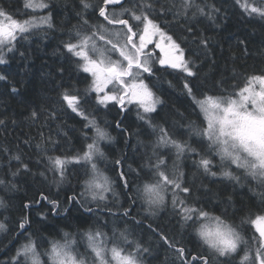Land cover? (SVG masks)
<instances>
[{
	"label": "snow or ice",
	"instance_id": "1",
	"mask_svg": "<svg viewBox=\"0 0 264 264\" xmlns=\"http://www.w3.org/2000/svg\"><path fill=\"white\" fill-rule=\"evenodd\" d=\"M234 3L242 9V15L247 14L251 19L258 15L264 20V0L260 6L250 4L248 0H234ZM23 7L43 14L31 15L21 21L0 6V18H3L0 20V66H8L17 56L27 59V50L21 51L17 47L20 40H29L37 33H43L39 39L46 40L49 31H59L62 39L58 47L72 71L66 72L64 66L59 67V82L50 81L55 96L46 97L26 113L32 125H39L36 136L23 140L16 138L14 151L12 148L0 149L6 161L0 167L8 169L5 178L0 179V185L9 191L15 190L16 178L39 175L45 183L60 187L70 183L68 165L79 166L85 177L81 192L66 197L62 205L59 199H50L48 194L40 191L39 199L25 203L23 208L47 201L51 207L47 213H40L43 224L49 215L67 220L73 207L79 206L83 209L85 222L94 221L95 227L82 233L63 232L61 242L49 240L43 234L37 237L35 232L29 231L32 222L22 216L17 222L18 231L13 235L26 242L16 248L14 254H10L11 248L0 254L6 257L0 259V264H147L146 257L152 254L150 242L146 246L143 240L128 239L129 220L132 231L143 225V220L136 218L139 213L133 215L138 201L147 205L143 210L149 216L163 212L182 230L178 240L161 232L159 224L147 226L174 251L180 264H264V70L250 76L245 86L237 84L238 91H228L224 87L227 81L222 79L219 84H214L219 95L199 93L203 98H198L197 85L193 82L200 78L196 60L201 55L207 59L209 50L214 47L211 38L199 31L197 25L205 20L215 23L219 19L221 9L216 7L215 0L211 4L207 0H178L172 5L162 0H96L95 3L91 0H24ZM117 8L119 11L115 10ZM64 13L67 18L57 22ZM93 17L97 21L102 18V22L90 23ZM161 18L174 24L183 39L181 35L174 39L163 31L157 22ZM72 20L76 24H72ZM156 37L166 43L157 42ZM189 41L195 48L186 52ZM240 43L246 42L241 40ZM150 45L158 48L159 54L150 49ZM189 53L195 59H188ZM212 63L215 65L216 62L213 60ZM168 69L186 74L181 87L188 106L183 112L174 110L172 118L177 123L184 122L180 127L187 132V140L173 139L167 127L154 123L159 117L168 124L169 117L160 115L165 102L156 94L157 91L163 93V84L153 83ZM72 81L77 84L87 82L82 94ZM0 82L9 85V95L19 93L4 70H0ZM93 104L95 112H90L89 107ZM109 105L117 108L120 116L132 111L130 105L137 109L136 118L142 122L143 133L130 131L123 118L114 120V127L119 129L126 145L133 135L152 136L159 132L154 141L146 143L138 139L135 146L128 145L133 152L144 149L141 162L136 168L129 165L127 172L121 169L116 182L99 168V164L108 159L100 142L108 141L104 147H110L115 137L99 125L95 113L101 107L110 111ZM201 114V125L206 122L203 127L191 119L192 115L199 118ZM64 117L82 118L80 138L85 142L86 150L82 146L75 154L73 149L62 151L71 140L69 131H75H65L66 125H57L53 129L52 125ZM10 123L16 124L15 119L0 118V129L6 132ZM44 129H48L47 134ZM93 130L94 135L90 136ZM173 149L174 159L169 155ZM28 150L37 155L35 167L43 166V171L32 172L33 161ZM54 152H61V155H49ZM189 155L195 169L191 179L179 171L177 163ZM126 159L125 156L123 160ZM169 159H172L171 169ZM123 160L117 159L115 164L122 166ZM13 162L15 170H12ZM237 170L242 172L237 174ZM49 172L51 181L48 180ZM130 174H134V179L140 183L133 184L129 180ZM209 177L213 178L211 185H224L225 179L230 181L232 192L228 191V185L221 189L209 186L205 182ZM217 177L224 179L217 180ZM253 181L255 186L250 191L259 201L260 214L252 218L249 213L245 218L243 207H233V195L237 186L243 187ZM117 187L119 191H116ZM121 196L129 206L120 204L122 212H115L113 209ZM4 207V200L0 198V208ZM209 207L220 214L211 215ZM238 215L239 224L236 223ZM107 216L116 217L126 227L122 231L114 227L109 236L102 230L108 227V220L102 219ZM229 220L231 223L227 222ZM245 224L254 229L247 238ZM2 231H8L4 222H0ZM185 237L193 245L191 250L181 243ZM197 238L202 244L196 243ZM80 240L85 241L83 252L79 249ZM241 252L243 256H240Z\"/></svg>",
	"mask_w": 264,
	"mask_h": 264
},
{
	"label": "trees",
	"instance_id": "2",
	"mask_svg": "<svg viewBox=\"0 0 264 264\" xmlns=\"http://www.w3.org/2000/svg\"><path fill=\"white\" fill-rule=\"evenodd\" d=\"M173 1L174 2H172V0H162V2H166L169 5L178 3V0ZM91 2L95 3L96 0H91ZM207 2L211 4L213 0H207ZM248 2L250 4H256V6H260L261 4V0H248ZM23 5L24 0H0V6L7 8L14 18L21 21L31 18V15L43 14L41 12L33 13L32 10L25 9ZM215 5L221 9L219 19L215 23L205 20L203 24L197 25V29L209 36L214 45V47L209 50L207 59L201 55V58L196 60L200 78L193 82L197 85L198 98H203L199 95L201 92L205 95H219V91L214 88V84H219L222 79L227 81V84L224 85V87H226L228 91H238L239 88L235 87L237 84L239 87L245 86V83L250 76L260 74V71L264 70V20H260L258 15L255 19L249 18L247 14L242 15V9H240L239 5H235L234 0H215ZM125 6L127 7L128 5ZM115 10L119 11L118 8ZM66 18L67 13H64L58 18L57 22H61ZM170 19L171 17L169 16L168 20ZM100 22H102V18L100 21H97L95 17L90 21V23L93 24ZM157 22L162 25V30L168 35H172L174 39L177 35H181L180 30L175 27L174 24L168 23L165 19L161 18ZM72 24H76V21L72 20ZM205 29H207L206 32ZM42 35L43 33H37L36 36L30 37L29 40H20L18 42L17 47H20L21 51L26 49L28 52L26 60H22L17 56L8 66H0V70L6 71L9 74L10 80L19 89V93L9 95V85L5 82H0V118L6 120L12 118L16 121V124L14 125L11 123L9 124L6 132L3 129H0V149L12 148L14 151L17 143L16 138L23 140L28 137L36 136L39 125H32L30 121L27 120L26 113L31 107L40 103L46 97L55 96V92L51 91L52 85L50 81L56 80L59 82L57 77V70L59 67L64 66L66 72L72 71V68H70L65 62V56L62 50L58 47L60 40L62 39L60 32L49 31L46 40L39 39ZM181 39H183V35H181ZM241 40H244L246 43L241 44ZM182 47H184L183 44ZM189 48H195V45H192L190 41L185 48V51L188 52ZM245 49H247V51H245ZM187 58L195 59L190 53ZM213 60L216 62L215 65L212 63ZM169 73H171V75H169ZM185 76L186 74L179 70L168 69L166 72H161L159 78L153 81V83L156 84H163V93L157 91L156 94L165 102V106L160 115L169 117L167 125H165L159 117H157L154 123L159 124L161 127H167L172 138L178 140L188 139L187 132L180 127V123L184 122L177 123L174 118H172L174 110L183 112L184 108L188 106V100L185 98L181 87ZM233 76H235L234 80L232 79ZM188 79L189 81H192V78ZM169 82H171V86H169ZM72 83L80 90L81 94L87 84V82H80L77 84L76 81H72ZM95 107L96 106L93 104L89 107V111L95 112ZM109 108L110 111L101 107V110L98 113H95L99 125L115 137V141L111 143L110 147H104V145L109 143L108 141L100 142L108 159L100 163L99 168L105 175L109 176L113 182H116L118 173L121 169L127 172L129 165H131L132 168H136L141 162L140 155L144 149L141 148L139 152H133V149L128 145L135 146L138 139L143 140L146 143L150 140L154 141L157 136H159V132L152 136L141 135L137 137L136 135H133L126 145L124 138L120 135L119 129H115L114 127V120L123 118L125 126H130V131L133 133L137 131L143 133L144 129L140 127L142 122L136 118L137 109L133 106L131 107L132 111L130 113L126 116H120L117 114V108L112 107L111 105H109ZM188 111L191 112L192 109L189 108ZM191 119L195 120L198 126H206L205 124L201 125L200 123L203 119L202 114L199 118H197L196 115H192ZM57 125H66V127H64L65 131L75 129L74 132L69 131L71 140L67 145H64L62 151L73 149V154H75V152L79 151L82 146H84L86 150V144L80 138V129L83 126L82 118L76 117L70 119L64 117L61 121H57L52 125L54 130ZM174 129H178L176 130L178 137L173 134ZM44 131L47 134L48 129H44ZM94 132L95 130L90 132L89 135H94ZM181 133L183 134L181 135ZM195 147L199 146L195 145ZM28 155L31 156L33 161V164L30 165L32 167V172L38 173L43 171V166L39 169L35 167L37 155L32 152V150H28ZM49 155L58 156L61 155V152L49 153ZM125 156L127 159L123 160ZM187 158L188 162H186L187 164H184L183 167L189 170L190 173H193L195 172V169L192 167V157L189 155ZM117 159L123 160L122 166L115 164V160ZM5 164L6 161L4 160V154L0 153V165ZM15 167L16 164L13 162L12 170H15ZM68 168L70 183H65L60 187H57L55 184L45 183L43 177H40L39 175L27 177L21 175L16 178L15 183L17 184V188L15 190L9 191L3 185H0V198H3L6 205V207L0 208V222H4L8 229V231L0 232V254L7 251L9 248L12 249L10 254H14L15 249L26 242L23 238H14L13 235L14 232L18 231L17 222L22 216L27 217L32 222L29 231L35 232L37 237L43 234L49 240H62L63 232L82 233L90 227H95L94 221L85 222L84 215L82 214L83 209H80L79 206L73 207L67 220L62 217H53L49 215V218L44 221L43 224L40 223V213H47L48 209L51 207L48 205L47 201H42L40 204H33L29 208H23L25 203H31L33 199H39L38 193L40 191L48 194L50 199H59L62 205L66 197L73 195L74 192H81L83 190V180L85 179L83 170L79 169V166L73 167L72 164H69ZM7 171L8 169L6 167H0V179L5 178V173ZM212 179L213 178L209 177L205 182H207L209 186L217 189H221L224 185H228V191L232 192L230 181L225 179L224 185H211ZM215 179L220 180L224 178L217 177ZM250 179L251 178H249V180ZM48 180H52V174L50 172L48 173ZM129 180L133 184L140 183V181L134 179V174L129 175ZM8 181H12L10 175L8 176ZM247 185L251 186L253 185V182L247 183ZM251 188H254V186H251ZM116 189L117 191L120 190L118 187ZM233 200L234 208L243 207L245 209L243 213L245 218L249 216V213H251L252 218H254L255 215L260 214L257 207L259 201L254 197L253 191H238L236 188ZM122 204H124V207L129 206L124 202H122ZM119 205L120 203H117V206L113 211L122 212L123 209L120 208ZM92 206L95 207V204ZM144 208L146 207L143 205V202L138 201L133 215L136 216V214L139 213L136 218L143 220V225L136 227L134 231L142 232L144 230L147 232V235L149 234L153 237V244L155 246L158 244L165 248L166 252L159 255V258L171 255L175 260V264H180L174 251L164 244L158 236L153 235L148 230L147 226L149 223H151L153 227L159 224L161 232L166 233L169 237L175 236L178 240L180 239L182 230L176 225L173 218H161L159 220L153 219L145 215ZM208 210L211 215L220 214L219 211H216L211 207H209ZM160 214L164 215L165 213L162 212ZM227 222L231 223V220ZM239 222L240 218L238 215L236 223L239 224ZM128 224L133 226L130 220ZM245 228L248 229L245 233L247 238L252 234L254 229L248 224H245ZM38 229L40 231H36ZM181 243L186 244L189 250L193 248V245L187 242V237L181 240ZM196 243L202 244L198 238ZM203 247L207 248L205 245ZM252 247L255 248V244H253ZM5 258L6 257L0 255V259Z\"/></svg>",
	"mask_w": 264,
	"mask_h": 264
},
{
	"label": "rangeland",
	"instance_id": "3",
	"mask_svg": "<svg viewBox=\"0 0 264 264\" xmlns=\"http://www.w3.org/2000/svg\"><path fill=\"white\" fill-rule=\"evenodd\" d=\"M172 2H174V1L172 0ZM37 13H39V12H37ZM2 19L3 18H0V20H2ZM155 39L157 40V42H159L161 44H165L166 43V41L160 40L159 37H156ZM149 47L155 53L159 54V49L158 48H153V46H151V45ZM133 106H135V105H130L129 107H133ZM205 125H206V122H205ZM176 130H178V129H174L173 130V134L178 137V135L176 134ZM169 134H170V132H169ZM173 139H176V138H173ZM176 140H178V139H176ZM194 147H195V145H194ZM169 155L172 156V158L174 159V149L169 152ZM187 157L188 156H186L181 161H178L177 163H178L179 171L185 172L188 175V178L191 179L192 178V173H190L189 170H187V169H185L183 167V165L187 164L186 162H188V160H187L188 158ZM168 163H169V168L171 169L172 159H169ZM240 172H242V170H237V174H240ZM251 186H255V182L254 181H253V185H251ZM251 186H249V185H247V183H245L243 187L237 186L236 188H237L238 191H250L249 189L251 188ZM116 191H117V189H116ZM108 195H109V202H111V196H110V194H108ZM89 199H90V197H89ZM122 202H124V197L123 196H121L119 198L117 203L122 204ZM144 206L147 207V205H144ZM145 215L149 216L148 213H146V212H145ZM149 217H151L153 219H158V220L161 219V218H164V219L172 218V217H170L169 215H166V214H164V215L159 214L158 216H149ZM102 219H107L108 222H109L107 228H102V230L107 232L109 234V236L112 235V229L114 227L116 229L120 230V231H122L126 227L125 224H122L123 222L118 221L117 218H115V217L107 216V217H104ZM120 224H122V225H120ZM127 227L129 229V233H128V239L129 240H143L145 242L146 246L150 242L151 247H152V254L146 257L147 264H173V262L175 260H174L173 257H171V255H166V256H164L162 258H159V255H161V254L166 252L165 248L163 246H161V245H158V244L155 246L153 244L154 239H152L153 237L151 235H149V234L147 235V232H145L144 230L142 232L132 231V229H133L132 227L133 226H131L130 224H127ZM78 238L79 237H77V239ZM61 242H62V240H61ZM84 245H85V241L80 240L79 241V249H80L81 252L84 251ZM48 247H50V245H48ZM109 247H111V245H109ZM243 254L244 253L241 252L240 256H243ZM238 261H239V257H237V262Z\"/></svg>",
	"mask_w": 264,
	"mask_h": 264
}]
</instances>
